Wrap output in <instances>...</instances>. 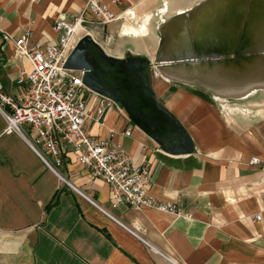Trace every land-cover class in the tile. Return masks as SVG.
<instances>
[{
	"label": "crops",
	"instance_id": "0c3cea01",
	"mask_svg": "<svg viewBox=\"0 0 264 264\" xmlns=\"http://www.w3.org/2000/svg\"><path fill=\"white\" fill-rule=\"evenodd\" d=\"M98 1L119 15L104 26L106 37L128 39L132 46L123 53L108 52L92 37L107 53L147 58L156 51L159 28L164 32L167 20L206 0ZM86 2L0 0V78L6 92L25 91V80H18L31 65L2 33L18 36L28 29L32 42L52 41L57 35L54 22L72 20ZM129 25L143 31L125 33ZM179 50L171 52L176 59ZM164 74L151 87L189 135V153L166 151L119 103L106 112L104 125L90 122L87 129L108 137L113 128L112 140L133 163L149 161L150 193L175 203L178 214L113 205L110 185L92 177L67 151L57 172L93 204L59 183L21 135L3 131L0 115V264H264V119L223 114L214 97H243L209 96L192 87L197 82ZM126 128L131 129L129 136L122 134ZM252 156L260 162L250 163ZM255 213L260 220H254Z\"/></svg>",
	"mask_w": 264,
	"mask_h": 264
},
{
	"label": "built area",
	"instance_id": "2783aa9c",
	"mask_svg": "<svg viewBox=\"0 0 264 264\" xmlns=\"http://www.w3.org/2000/svg\"><path fill=\"white\" fill-rule=\"evenodd\" d=\"M109 1L119 3L121 0ZM118 16L107 4L87 0L72 20L58 19L54 22L53 29L57 35L52 41L32 42L28 29L18 36L3 32V40L12 41L15 52L26 57L31 65L29 71H22L18 80L26 82L25 91L21 94L6 92L0 78L3 131L21 135L43 163L55 172L59 183L67 184L72 191L95 205L57 172L56 166L62 163L67 151L75 155L76 161L92 177L101 178L110 185L113 205L125 203L129 207L152 208L177 215L175 203L160 200L150 193L149 161L133 163L121 145L112 140L113 128L108 129V137H98L88 131L90 122L104 125L106 112L117 102L88 88L82 81V70L64 67L68 55L83 36H92L91 31L95 28L103 30ZM151 75L158 77L161 73L156 67L151 69ZM122 134L129 136L131 129H124ZM259 162L257 156L251 157L250 163ZM260 219L261 214L255 213L254 220Z\"/></svg>",
	"mask_w": 264,
	"mask_h": 264
},
{
	"label": "water",
	"instance_id": "95a60500",
	"mask_svg": "<svg viewBox=\"0 0 264 264\" xmlns=\"http://www.w3.org/2000/svg\"><path fill=\"white\" fill-rule=\"evenodd\" d=\"M218 3L219 9L208 17L204 16L203 13V16L199 18L198 12H200L201 7L209 9L206 5H211V0H206L191 11L167 20L168 22L173 21L174 34L178 32L180 27L184 30L183 38H180V42L178 41L180 50L177 57L199 58L196 61L178 63V67L206 68L221 65L232 70H239L245 66L244 60L250 62L245 57L244 52L255 50L256 47H264L256 41V28L253 26L245 24L240 35H238L247 0H224ZM187 17L190 19L187 24L196 26L195 29L198 31L192 40L189 39L190 35L186 30V25L179 24V20ZM165 22L161 25H164ZM160 31L163 34V42L158 52L157 61L168 39L161 28ZM250 32L251 39L248 36ZM89 52L94 56L96 54L103 61L106 68L103 70V74L108 73L109 78L117 83V87L109 88L101 84L98 79L99 75L95 72L89 59ZM144 60V57L120 59L109 56L90 35H85L68 55L64 67L82 70V81L88 88L119 103L129 119L153 137L166 151L173 154L189 153L193 145L191 139L178 119L157 101L144 72L142 64ZM252 66L249 67L250 70H253ZM157 68L165 76L158 66ZM171 80L180 82L175 79ZM209 91L214 92L213 90Z\"/></svg>",
	"mask_w": 264,
	"mask_h": 264
},
{
	"label": "bare ground",
	"instance_id": "6f19581e",
	"mask_svg": "<svg viewBox=\"0 0 264 264\" xmlns=\"http://www.w3.org/2000/svg\"><path fill=\"white\" fill-rule=\"evenodd\" d=\"M223 1L224 0H211L212 4L206 5L209 9H204L203 7H201L199 9L200 12H198L199 18L203 16V13L204 16L206 17L215 13L216 10L219 9L220 7L218 2L221 3ZM189 21L190 19L188 17L183 18V20H179V24L186 25V30L190 35L189 39L192 40L194 34L197 35L198 31L195 29L196 26L193 25L187 26V22ZM172 22L173 21H170L169 22L170 24L166 23L169 24L166 27V29H164L165 30L164 32L168 38L165 42L166 50L164 49L163 53H161L162 55V57L160 58L161 61L158 60V63L163 64L160 66L162 71H164V73L180 81L191 82V83L197 82L196 84L202 85L204 86V88L206 89L208 88V90H213L214 91L213 93L223 96L233 95V96L245 97L250 92L255 91L258 87L264 88V76H263L264 47L263 46L258 48L256 47L255 50L244 52L245 57L248 58L247 60L248 61L250 60V62L248 63L244 60L245 66L239 70H235V69L232 70L231 68H227L221 65H216V66L213 65V67L208 66L206 68L178 67L177 65L178 63H183L185 61H196L199 58L190 57V58L176 59L172 54L171 55L168 54L173 51L176 52V49L180 48V44H179L180 38H183L184 35L183 34L184 30L182 27H180L178 32L174 34L175 28ZM245 24H248L250 26H253V28H256L255 39L256 41H258V43L264 45V0H255V1L247 0L246 10L244 12V16H242V21L240 24L238 35H240V31L244 28ZM123 31L125 33H139L142 32L143 29L142 27L133 28L132 26L129 25L123 28ZM248 36L251 39V32L249 33ZM251 66L253 70L249 69V67ZM167 67L173 68L175 70L167 69Z\"/></svg>",
	"mask_w": 264,
	"mask_h": 264
},
{
	"label": "rangeland",
	"instance_id": "374dc122",
	"mask_svg": "<svg viewBox=\"0 0 264 264\" xmlns=\"http://www.w3.org/2000/svg\"><path fill=\"white\" fill-rule=\"evenodd\" d=\"M163 24V23H162ZM159 45L151 55H146L149 61V82L150 85L153 86L155 84V77L151 75V69L156 68L157 66H160V63L157 64V57H158V52L161 47V44L163 42V34L160 31L159 28ZM91 35L99 41V43L103 46L105 50L108 52H119L123 53L125 52L126 49H130L132 44L129 42L128 39H125L123 41V38L115 36V37H106L107 32L103 28L102 29H92ZM91 36V37H92ZM117 47H122L120 49H116ZM116 49V50H115ZM117 51V52H116ZM263 76H264V71H263ZM199 85V84H193L192 87L195 89H200L204 93H206L209 96H213L214 94L211 91L206 90L203 88L204 86ZM263 88V87H262ZM261 87H258L254 92H250L247 94L245 97L240 98V99H234V98H216L214 97L218 102H219V108L220 111L223 112V114H229L233 117H240V115H248V116H255V119L257 118H263L264 119V88L262 89ZM208 89V88H207Z\"/></svg>",
	"mask_w": 264,
	"mask_h": 264
},
{
	"label": "flooded vegetation",
	"instance_id": "af4514ba",
	"mask_svg": "<svg viewBox=\"0 0 264 264\" xmlns=\"http://www.w3.org/2000/svg\"><path fill=\"white\" fill-rule=\"evenodd\" d=\"M92 39H94L92 37ZM94 41H96L94 39ZM97 42V41H96ZM98 43V42H97ZM99 44V43H98ZM100 45V44H99ZM83 46V45H82ZM101 46V45H100ZM92 49V48H91ZM105 51V50H104ZM92 53H94V51H91ZM106 52V51H105ZM89 52V59L91 60L92 66L95 70V72L99 75L98 79L100 80L101 84L105 87H109V88H115L117 87V83H114L110 78H109V74L107 73L106 75L103 74V70L106 69L105 68V64L103 63V61L98 58L95 54V56ZM107 53V52H106ZM109 56L115 57V58H120V59H127L129 57H144V56H140V55H132V54H126L122 57L119 56H115L113 54L107 53ZM145 60L142 63L144 66V72L145 75L147 77V80L149 81V73H150V69H149V61L146 57H144ZM150 84V82H149ZM151 86V85H150ZM158 101V100H157Z\"/></svg>",
	"mask_w": 264,
	"mask_h": 264
}]
</instances>
